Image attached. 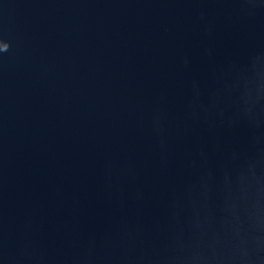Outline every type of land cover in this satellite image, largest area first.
I'll list each match as a JSON object with an SVG mask.
<instances>
[{
  "label": "water",
  "instance_id": "obj_1",
  "mask_svg": "<svg viewBox=\"0 0 264 264\" xmlns=\"http://www.w3.org/2000/svg\"><path fill=\"white\" fill-rule=\"evenodd\" d=\"M0 264H264V0H0Z\"/></svg>",
  "mask_w": 264,
  "mask_h": 264
},
{
  "label": "snow or ice",
  "instance_id": "obj_2",
  "mask_svg": "<svg viewBox=\"0 0 264 264\" xmlns=\"http://www.w3.org/2000/svg\"><path fill=\"white\" fill-rule=\"evenodd\" d=\"M5 41L4 38H0V52L9 47V43H6Z\"/></svg>",
  "mask_w": 264,
  "mask_h": 264
}]
</instances>
